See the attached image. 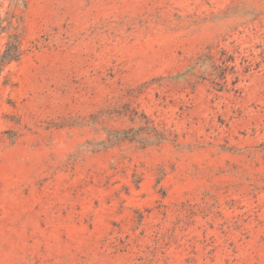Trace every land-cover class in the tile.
Returning <instances> with one entry per match:
<instances>
[{
    "label": "rangeland",
    "instance_id": "rangeland-1",
    "mask_svg": "<svg viewBox=\"0 0 264 264\" xmlns=\"http://www.w3.org/2000/svg\"><path fill=\"white\" fill-rule=\"evenodd\" d=\"M0 264H264V0H0Z\"/></svg>",
    "mask_w": 264,
    "mask_h": 264
}]
</instances>
